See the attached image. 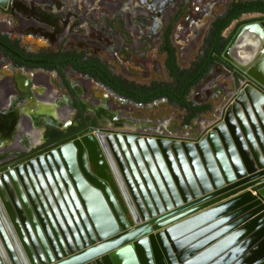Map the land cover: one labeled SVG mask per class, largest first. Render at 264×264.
<instances>
[{
	"label": "water",
	"instance_id": "water-1",
	"mask_svg": "<svg viewBox=\"0 0 264 264\" xmlns=\"http://www.w3.org/2000/svg\"><path fill=\"white\" fill-rule=\"evenodd\" d=\"M222 59L244 78L196 138L92 130L1 170L0 264H264V22Z\"/></svg>",
	"mask_w": 264,
	"mask_h": 264
},
{
	"label": "rangeland",
	"instance_id": "rangeland-1",
	"mask_svg": "<svg viewBox=\"0 0 264 264\" xmlns=\"http://www.w3.org/2000/svg\"><path fill=\"white\" fill-rule=\"evenodd\" d=\"M30 1L31 9L24 11L21 0H14V9L19 11L18 15L20 14L24 20H34L40 24L45 23L52 28L56 27L57 18L49 12L51 11L53 5H56L55 0ZM214 1L215 0H183L177 8V12L171 15L170 21H168L165 25V30L170 28V44L174 49L175 61L180 70L190 71L200 61H202L208 49L207 43L210 40L213 23L222 19L229 9V0H225V2L218 5H214ZM233 1L244 4L256 0H231V3H233ZM38 4H43L45 6V13L39 11L36 7ZM152 4V10H156V18H154L151 22L152 27L150 29L145 30L146 25L144 24V21L134 20L135 24L140 26L145 31L146 35V38L142 40V47L139 49L140 53L146 54L142 58H139L135 54V50L131 48L133 41L129 39L126 34H121V38L128 46H124L119 49L118 43L113 40L111 34L107 35L105 34V29H102L101 31L95 27H91L90 31V43L92 44L73 43L72 41H64L63 44H59L57 39L59 35L58 30L54 33H47L45 30L40 28L35 29L33 27H29L23 29L21 28L20 22L14 13L12 14L11 12V14H7L0 12V31L9 35L12 39L18 40L19 43H21V46L30 53L51 54L57 52L59 49L63 51L83 50L89 56L96 57L109 64L114 73L127 82L145 86H149L152 83L172 85L173 83L170 81L165 69L166 55L163 53L161 41L158 40V42L155 43L151 41L155 35L154 29L158 26L157 21L164 16V11L170 8L173 3L170 0H167L166 2L153 0ZM88 6L89 5L84 2L82 4V9H86ZM57 7L59 8V5H57ZM195 8H197L198 11H196ZM70 16L71 15L68 13L65 18L64 25H66ZM121 20V17L117 18L115 21L116 26L112 25L114 29L119 30L118 28L121 24ZM204 21H206V25L204 26L202 35L196 43L195 48L188 54L187 57L183 56L184 47L182 44L187 43L188 37L191 34V26L200 25ZM263 22L264 16L257 14L245 15L239 18L236 23L232 24L230 28L223 33V38L228 39V42L224 47L222 56L240 28L252 24H261ZM102 23L106 28L105 23L103 21ZM202 28L203 26H199V31L195 34V41L200 36ZM165 30H163V32H165ZM74 33L85 35V31L80 30L79 28L75 30ZM95 43H98V45L104 50L101 47L96 46ZM2 58V60L0 58V86L5 82H8L14 92V95L9 99L8 105L5 108L0 105V120L2 119L3 123L6 122L8 125L11 124V129L5 137L3 136L6 132L5 129L0 128V143L4 141L0 145V160L22 154L23 150H27L31 147V138L34 136V133L20 139L19 144L22 149H10L9 145H12L16 141V136L14 134L19 132L20 128L22 130V121L19 120V116L17 119L10 118L5 120L3 119V116L14 112L19 106L33 99L35 100L36 94L46 95L51 92L53 96L56 95V98L53 100L54 105L50 108L53 110L57 108H66L70 115L69 122L71 128L74 123L77 122V113L70 109L74 106L73 97L75 99H79L80 97L83 99L84 97L87 99L85 103L87 106L97 103L102 105L108 111L116 109L118 116L128 118L129 120H124L122 122V125L129 127L127 131H131V129L135 131L140 129L142 131L155 129L158 128V125L156 124L157 122H161L169 118L170 122L168 123V127L166 129L167 134L169 133L174 136L181 137L184 132H187L189 133L187 138H196L199 129L202 127V125L200 126V120L205 119L207 116H210V114L212 115L214 112V108L212 106L215 102H222V98L219 99L217 97L212 99V96H210V89H206L207 91L205 94H202V90L207 85L211 87L214 79L216 78L220 85L224 86L222 88L224 92L232 93L238 86V82H240L239 79L244 78L243 74L232 65L231 66L233 67L234 72L231 74L223 66L213 64L210 67L206 78L197 87L192 89L187 96L188 102L195 105H206L210 108V110L193 120L189 125H184L183 121L186 113L174 107L166 100H159L146 106H136L129 101L115 97L108 90L103 89L99 85L94 84L92 81L83 79L78 75H73L69 72L66 73L65 71L64 73H66V76L64 82L62 79L60 80V78L56 76L52 70H32L28 68L18 69L13 66L12 63H7L3 56ZM154 63H156L160 68L158 73L153 69ZM66 86H69L71 90L77 87L79 89L78 94H74V92H72L74 95L72 97ZM203 95L207 97L206 100L203 99ZM88 118L89 120L96 121L95 117L92 115L88 114ZM28 119L32 123L34 130L43 131V135H40L38 143L41 141V137H44V135L49 133V131L56 133L62 128V125L51 116L30 115L28 116ZM134 121L146 122L147 124H136ZM96 122L100 126H106L107 124L104 121ZM110 129H114L113 126H111ZM117 130L123 131L122 127L117 128ZM37 144L35 143L34 146Z\"/></svg>",
	"mask_w": 264,
	"mask_h": 264
},
{
	"label": "flooded vegetation",
	"instance_id": "flooded-vegetation-1",
	"mask_svg": "<svg viewBox=\"0 0 264 264\" xmlns=\"http://www.w3.org/2000/svg\"><path fill=\"white\" fill-rule=\"evenodd\" d=\"M152 1L153 0H55L56 5H53V7L51 8V11H49L51 15H53L54 17L57 18L56 27H53V28L48 26L45 23L40 24V23L35 22L34 20H24L20 16V14L18 15L19 11L17 9H14V5H13L14 0H9L8 4L6 5L5 8L0 7V12L7 13V14H11V12H12V14L14 13L20 22L21 28H23V29H26L29 27H33L35 29L40 28L42 30H45L47 33H54L56 30H58L59 35H58L57 39L59 41V44H63L64 41H72L73 43L92 44V43H90L91 42L90 41V37H91L90 31H91V27H95L96 29L98 28L101 31H102V29H105L104 31H105V34H107V35L111 34L113 37V40L118 43V47L120 49V48H123L124 46H128L122 41V38H121V34L124 33L128 36L129 39H131L133 41L131 48L135 50V54L139 58H142L146 54L140 53L139 49L142 47V40L144 38H146V35H145V31L140 26L135 24V21L136 20L144 21V24L146 25L145 30L150 29L152 27L151 22L154 20V18H156V10H152V8H153ZM158 1L166 2L167 0H158ZM170 1H172L173 5L170 8H168L167 10H165L164 16L157 21L158 26H156L154 29L155 35L151 41L153 43L158 42V40L161 41V45L163 46V48L165 46L164 37L167 34V32H169L168 39H169V44H170V28H167L165 30V27H166L165 25L168 21H170L171 15L173 13L177 12V10H178L177 8L179 7V5L182 3L183 0H170ZM84 2L89 5L86 9H82V4ZM223 2H225V0H215L214 5L222 4ZM262 2H264V1H262ZM233 3H238V2L233 1ZM21 4L24 8V11H26L27 9H31V1L30 0H21ZM231 4H232L231 0H229V3H228L229 6L228 5L227 6L230 8ZM57 5H59V8L57 7ZM36 7L39 9V11H41L42 13H45V6L43 4H40V5L38 4ZM195 9H196V11H198L197 8H195ZM68 13L71 16H70V19L66 22V25H64L65 18L67 17ZM255 14H257V13H255ZM246 15H252V14H246ZM257 15L264 16L262 14H257ZM243 16H245V15H243ZM243 16H241V17H243ZM118 17L122 18L121 24L118 28L119 30L114 29V27H113V26H116L115 21L117 20ZM102 21L105 23L106 28L103 26ZM234 23H236V22H234ZM109 24H110V26H109ZM205 25H206V21H204L200 25L191 26V34L188 37V41H187V43L182 44L184 47L183 48V54H184L183 56L187 57L188 55L186 53H188V54L191 53V51L195 48L196 43L198 42V40L200 39V37L202 35V32L204 30ZM196 26H203V28L201 29L200 36L195 41L194 38L196 37V35L194 33V28ZM78 28L80 30L85 31V35L74 33L75 30H77ZM229 28H230V26L226 30H228ZM163 30H165V32H163ZM222 37H223V34H222ZM192 43H194V44H192ZM95 45L99 46L98 43H95ZM11 46H13L16 49V52L9 49V47H11ZM170 46H171V44H170ZM99 47H101V46H99ZM67 53L68 54H77L83 58L82 59L83 61L95 59V60H98L99 62H101L102 64L109 65V64L101 61L100 59L96 58V57L89 56L83 50L63 51V50L59 49L57 52H54L51 54L32 53V52L30 53V52H27L24 49V47L21 46V43H19L18 40L12 39L9 35L4 34V33H2V31H0V58H1V60L3 59L2 58V56H3L6 59L7 63H9V64L12 63L13 66H15L14 65V63L16 61V60H14L15 58L18 59L19 61L27 63V64H39V63L51 64V65H54V67H53L54 69H51L52 72H54V74L56 76H58L60 78V80L62 79V81H64V82H65L66 73L69 72L73 75H78L83 79L90 80L94 84L99 85L103 89H106L110 93H112L109 89H107L103 85L99 84L98 82L94 81L92 78H89V77L83 76L80 73L74 72L71 68H65L64 70L59 71V69H58L60 66L59 63L48 62V61H45L43 59L44 57H50V58L55 59L59 54H67ZM153 67H154L153 68L154 71L158 73V70H160L159 66L156 63H154ZM16 68H18V67H16ZM18 69H23V67L18 68ZM28 69H31V68H28ZM111 69H112V67H111ZM32 70H40V69H32ZM65 71H66V73H64ZM112 72H113L114 76L120 78L123 81H126V80L122 79L121 77L117 76L114 73L113 69H112ZM230 73L232 74V72H230ZM128 83H130V82H128ZM133 84H135V83H133ZM140 86H142V85H140ZM209 87L210 86L207 85L202 90V93L204 91H206V89H210ZM66 88L72 97L74 96L72 92H74V94H78V92H79V89L77 87H75L73 90H71L69 86H66ZM112 94L115 97H117L114 93H112ZM37 95L38 94H36V96ZM36 96H35V100L33 99V100L19 106L15 110V112L4 115L3 119L4 120L10 119V118L11 119H17L19 116V120L22 121V124L27 123L28 126L33 128L32 123L28 119V116H30V115L47 116L48 115V116H51L54 119H56L62 125V128L59 131H57L56 133L49 131V133L45 134L44 137L43 136L41 137V141L38 143L40 135L41 134L43 135V131H40L36 135L35 138H33V137L31 138V140H32L31 144L32 145H31V147H29V149L23 150L22 154L15 155L14 157H9V158H6L4 160H0V171L1 170L2 171L9 170L13 165L18 164V163H22L23 161L27 160L28 158L40 153L41 151H43L45 149H48L49 147H51L57 143L65 142V141L73 139V138L88 136L92 133V130H97V131L116 130L117 131V128L122 127V130L125 132L133 133V132L142 131L141 129L137 130V131H135L133 129H131V131H129V130L127 131V129L129 127H127L126 125H122V122L124 120H129L128 118L118 116L116 109H115L114 114H112L111 111L106 110L102 105L97 104V103L87 106L85 104L87 99L84 97H83V99L81 97L79 99H75L73 97L74 106H72L70 109L72 111H74L75 113H77V116H76L77 122H75L71 128L70 127L71 125L69 122L70 115H69L68 110L66 108L65 109L59 108L60 110L65 111L69 115L68 118L64 119L63 121L58 119L56 116H54L50 113L37 112L35 110L36 105H37ZM117 98H119V97H117ZM119 99H121V98H119ZM8 102H9V100H8ZM7 105H8V103L5 106L1 104V107L4 106V108H5ZM136 106H138V105H136ZM88 114L94 116L96 121H104L105 123H107L106 126H100L97 124L96 121L89 120ZM134 122L136 124L139 123L141 125L147 124L146 122H138V121H134ZM169 122H170L169 118L166 120H163L161 122H157L156 124L158 125V128L147 130V131L144 130L142 132L143 133L145 132L147 134H149L151 132V134L161 135L164 137H167V136L173 137L174 135L166 133V129L168 127ZM201 125H203V124H201ZM10 126H11V124L8 125L6 122L3 123L2 119L0 120V128L5 129V131H6L5 134H3L4 137L10 131V129H11ZM111 126H113L114 129H110ZM14 135L16 136V141L18 143L20 142V139L22 137L29 136V135H26V133H20V131ZM18 135H20V137ZM45 136H48V137H45ZM181 137L187 138L185 136H181ZM3 142H1L0 145ZM33 142H34V144L35 143L36 144L38 143V144L34 146ZM13 144H15V143H13ZM18 146H21V145L19 144ZM9 147H10V149L12 148V150L13 149L19 150L20 148L22 149V147L15 148V146L11 147V145H9Z\"/></svg>",
	"mask_w": 264,
	"mask_h": 264
},
{
	"label": "trees",
	"instance_id": "trees-1",
	"mask_svg": "<svg viewBox=\"0 0 264 264\" xmlns=\"http://www.w3.org/2000/svg\"><path fill=\"white\" fill-rule=\"evenodd\" d=\"M255 13L264 15V2L256 0L244 4L240 2L232 3L226 15L213 23L210 40L207 43L208 49L202 61L190 71L178 68L175 61L174 49L169 44V32H167L164 37L165 46L163 52L166 54L165 69L170 81L173 83L172 85L152 83L149 86H140L128 83L114 76L109 65L102 64L95 59L83 61V58L77 54H59L55 59L50 57H44L43 59L48 62L59 63V71L71 68L74 72L92 78L109 89L117 97L129 101L134 105L145 106L159 100H166L174 107L186 113L183 124L189 125L193 120L210 110L206 105H195L187 101L190 91L206 78L210 67L213 64H219L226 70L234 72L233 67L222 59V52L228 42V39H223L222 34L231 24L237 22L241 16ZM9 49L16 52L13 46L9 47ZM14 60H16L14 65L18 68L54 69V65L47 63L27 64L16 58Z\"/></svg>",
	"mask_w": 264,
	"mask_h": 264
},
{
	"label": "bare ground",
	"instance_id": "bare-ground-1",
	"mask_svg": "<svg viewBox=\"0 0 264 264\" xmlns=\"http://www.w3.org/2000/svg\"><path fill=\"white\" fill-rule=\"evenodd\" d=\"M199 31V26L194 28V32L195 34H197ZM239 48H242L244 50V55L239 54L238 50H234L232 52V57L238 61H244L246 59L245 56H247L250 53V47H249V39L248 38H244L240 44H239ZM248 48V49H247ZM250 50V51H249ZM37 80V79H36ZM35 80V81H36ZM42 85V84H41ZM48 87V86H47ZM51 90V89H50ZM49 93V92H48ZM14 95L13 90L11 89V86L9 85L8 82H5L3 85L0 86V103L2 105H6L8 103V100ZM56 98V95L53 96V94L50 92V94H46V95H41L38 94L36 96V111L37 112H47L50 113L54 116H56L58 119L60 120H64L66 118H68V114L65 111L58 109H51L50 107L53 106V100ZM0 104V105H1ZM3 106V107H4ZM115 109H111V113L114 114ZM48 116V115H47ZM59 120V121H60ZM163 124V123H162ZM40 131L38 130H34L32 127L28 126L27 123H23L22 124V130L20 128V133H26V135H32L34 133L33 138L36 137V135L39 133ZM25 135V134H24ZM20 137V135H18ZM35 140V139H34ZM34 144V142H33ZM11 145V144H10ZM19 143L16 141L15 144H12L11 147L15 148H20L21 146H18ZM21 149V148H20Z\"/></svg>",
	"mask_w": 264,
	"mask_h": 264
},
{
	"label": "crops",
	"instance_id": "crops-1",
	"mask_svg": "<svg viewBox=\"0 0 264 264\" xmlns=\"http://www.w3.org/2000/svg\"><path fill=\"white\" fill-rule=\"evenodd\" d=\"M243 52H244V50L243 49H241ZM243 52H241L240 51V53H243ZM187 55H188V53H186ZM224 86H222V85H220V83H219V81L218 80H216V78L214 79V81H213V83H212V86L210 87V96H212V99H215V98H222V99H224L225 101H227L228 100V98L229 97H227V95L224 97V91H223V88ZM221 89V90H220ZM236 89H234V91H235ZM207 91V90H206ZM206 91H204L202 94H205L206 93ZM228 94V93H227ZM206 96L205 95H203V99H205L206 100ZM218 102H215V104L212 106L215 110H217L220 106H223V103H218ZM217 119V116L215 115V111L212 113V115L210 114V116H207L205 119H203V120H200V125L201 124H203L202 125V128L203 129H205L209 124H211L212 122H214L215 120ZM203 122V123H202ZM189 133H187V132H184V134H183V136H185V137H187V135H188Z\"/></svg>",
	"mask_w": 264,
	"mask_h": 264
}]
</instances>
